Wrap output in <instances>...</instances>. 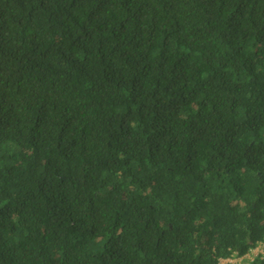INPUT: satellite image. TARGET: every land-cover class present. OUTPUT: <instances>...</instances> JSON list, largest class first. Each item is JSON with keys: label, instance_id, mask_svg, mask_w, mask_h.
Instances as JSON below:
<instances>
[{"label": "trees", "instance_id": "obj_1", "mask_svg": "<svg viewBox=\"0 0 264 264\" xmlns=\"http://www.w3.org/2000/svg\"><path fill=\"white\" fill-rule=\"evenodd\" d=\"M232 259L264 264V0H0V264Z\"/></svg>", "mask_w": 264, "mask_h": 264}, {"label": "rangeland", "instance_id": "obj_2", "mask_svg": "<svg viewBox=\"0 0 264 264\" xmlns=\"http://www.w3.org/2000/svg\"><path fill=\"white\" fill-rule=\"evenodd\" d=\"M259 251V249H255L253 252H252V255H255L257 252ZM237 261H240V260H236V259H232V260H222L220 262V264H234L236 263Z\"/></svg>", "mask_w": 264, "mask_h": 264}]
</instances>
